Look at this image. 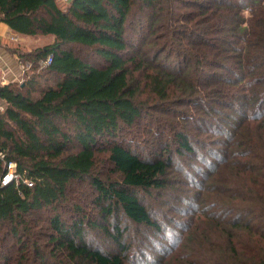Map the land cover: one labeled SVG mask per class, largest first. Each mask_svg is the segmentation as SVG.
<instances>
[{
  "label": "trees",
  "instance_id": "1",
  "mask_svg": "<svg viewBox=\"0 0 264 264\" xmlns=\"http://www.w3.org/2000/svg\"><path fill=\"white\" fill-rule=\"evenodd\" d=\"M67 2L0 0L11 32L55 38L20 55L31 64L23 85L0 86V264H134L141 249L134 259L122 224L159 234L145 199L205 153L203 190L225 201L203 234L191 219L177 238L206 237L188 264H264V0ZM152 113L176 121L155 118L158 147L141 153L144 140L128 135ZM8 163L19 179L4 185ZM79 185L93 193L92 215L70 204Z\"/></svg>",
  "mask_w": 264,
  "mask_h": 264
},
{
  "label": "rangeland",
  "instance_id": "2",
  "mask_svg": "<svg viewBox=\"0 0 264 264\" xmlns=\"http://www.w3.org/2000/svg\"><path fill=\"white\" fill-rule=\"evenodd\" d=\"M60 5L67 6V0H58ZM176 12L177 13H185L190 10H197V9H189L186 7H182L181 5H176ZM145 25L149 24L151 21L150 19L143 18L141 21ZM142 27V26H140ZM144 28V27H143ZM140 29V33L134 35L136 40L141 39V32L144 29ZM145 34V32H142ZM16 37V38H15ZM15 39V40H14ZM55 41V38L51 36H24L18 35L16 33L10 32L6 38L0 39V47L6 53L8 59V64L13 65L17 68L18 76L14 78L15 80H9L5 78L6 73L5 70L0 68V86L9 84V83H17L19 85H23L25 78L22 72L19 62H20V55L26 54L29 52H33L37 48L46 46L51 44ZM94 57L91 58V60ZM96 60V59H95ZM8 77V76H7ZM6 105L0 99V112L4 111ZM187 109V108H183ZM151 119H146L141 122V125L135 129V132L132 133L130 136L131 139L134 138L135 135H140L142 149H140L141 153L148 151L153 147H158L156 138L151 136L148 133L149 127L156 126V120H168L169 122L176 121L175 114L174 115H163L160 113H152ZM196 133V132H195ZM201 138L207 140L208 138L205 135H200ZM139 136L135 137L137 140ZM139 138V139H140ZM215 138V137H214ZM210 140V139H208ZM211 139L209 142H212ZM214 149V147L212 148ZM145 150V151H144ZM200 151L205 150L201 149ZM203 160L195 161V163H188L184 162V165L180 166V169L173 174V178L178 180L175 188H170L169 190L165 191L164 193H155V198H147L145 199L146 204L153 209V215L155 219L160 223L162 226V230L159 234L155 233L154 230H148L145 228H138L135 225H129L127 223H123L122 227L125 228L126 226L129 228L128 232L125 234L124 240L127 243H131L132 246L136 249V253H129V257L132 255L134 259H136V254L139 255L141 249V260L138 259L134 264H188L190 262L197 263L200 260L201 253L203 254L204 250H206V237H194L189 238L188 241L184 240L181 243L182 238L177 240V238L181 235L183 238L188 234L185 231V227L187 226L190 220H195L197 225L199 226L198 232L203 234L202 230L209 228V224L207 223L205 226L202 224V220L204 219L205 215L211 214L216 211V203L218 201H225V196L212 193H206L204 186H208L209 183L205 181V175L210 173V168L208 163L213 162L214 159L208 155V153L203 154ZM99 162H103V159H99ZM104 167V168H103ZM100 170H103L104 177H110L111 168L109 165L102 164L100 166ZM233 175V171L225 174V177L231 179ZM115 176V175H113ZM112 176V177H113ZM115 178V177H113ZM71 201L70 204L72 205H80L84 210L90 215L94 214L96 211L93 209L94 205L91 202L93 199V193L91 189H89L86 185H79L78 190L71 191ZM81 202V203H80ZM70 208H68L69 210ZM204 211V215H200L199 213ZM65 218H68V213H63ZM193 229L192 231H194ZM196 231V230H195ZM204 231V230H203ZM194 233V232H193ZM94 238H97V242L101 243V246L106 251H116L117 247L115 244L110 241V239H105L102 237H97L101 235L100 232L94 231L91 234ZM9 244H13L14 242L8 240ZM6 252V251H5ZM5 252L3 254H5ZM2 258H0L1 262Z\"/></svg>",
  "mask_w": 264,
  "mask_h": 264
},
{
  "label": "crops",
  "instance_id": "3",
  "mask_svg": "<svg viewBox=\"0 0 264 264\" xmlns=\"http://www.w3.org/2000/svg\"><path fill=\"white\" fill-rule=\"evenodd\" d=\"M10 32L11 31L8 29V27L5 24L0 23V39L6 38ZM6 55L7 54L4 53V50L0 47V68L2 70H5L6 73L5 78L12 80L13 82L15 80L14 78L18 76L17 68L14 67L13 65L11 66L8 64V59H6L7 57Z\"/></svg>",
  "mask_w": 264,
  "mask_h": 264
},
{
  "label": "built area",
  "instance_id": "4",
  "mask_svg": "<svg viewBox=\"0 0 264 264\" xmlns=\"http://www.w3.org/2000/svg\"><path fill=\"white\" fill-rule=\"evenodd\" d=\"M52 60H53L52 56H49L45 60H43L41 62V64L44 67L50 66L52 64ZM19 65H20V68H21L23 73H25V71L29 70L30 67H31V64L29 62H24L22 59H20ZM15 167L16 166H15L14 163H8L7 173L4 175L3 180H2V183L4 185H6L7 183H9V182H11L13 180H18L19 179L18 175L15 172ZM28 185L31 186V183H29Z\"/></svg>",
  "mask_w": 264,
  "mask_h": 264
}]
</instances>
